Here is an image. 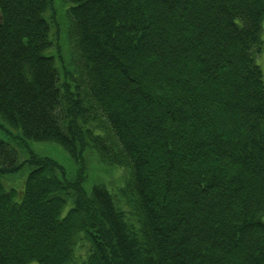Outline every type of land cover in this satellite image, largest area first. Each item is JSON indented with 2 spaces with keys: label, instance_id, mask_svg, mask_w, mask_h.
<instances>
[{
  "label": "trees",
  "instance_id": "1",
  "mask_svg": "<svg viewBox=\"0 0 264 264\" xmlns=\"http://www.w3.org/2000/svg\"><path fill=\"white\" fill-rule=\"evenodd\" d=\"M59 1L0 0V264H264V0Z\"/></svg>",
  "mask_w": 264,
  "mask_h": 264
},
{
  "label": "rangeland",
  "instance_id": "2",
  "mask_svg": "<svg viewBox=\"0 0 264 264\" xmlns=\"http://www.w3.org/2000/svg\"><path fill=\"white\" fill-rule=\"evenodd\" d=\"M57 7L58 11L62 14L64 5L61 3L59 0H57ZM61 18L59 17V20ZM63 50L68 48V44L65 45L63 41ZM257 62L259 63L261 69H262V75H263V81H264V56L261 54L259 55V59L257 58ZM33 147L41 152V153H46L54 158H56L59 162H61L67 170H71L73 163L71 159L69 158L68 154L66 151L58 144L55 143H37V142H32ZM95 161H93V158H90L88 162V166L86 169V181H85V186L86 188H89L92 183L95 181L98 182H103L108 188L113 190V187L121 182L122 179V172L119 168L116 169H111L110 171L107 170V166L103 163L102 166H97L95 165ZM113 179L115 180L114 183H109L108 180ZM111 184V185H110ZM78 244L76 245V248H78ZM78 250H80L78 248ZM31 264V263H30Z\"/></svg>",
  "mask_w": 264,
  "mask_h": 264
}]
</instances>
